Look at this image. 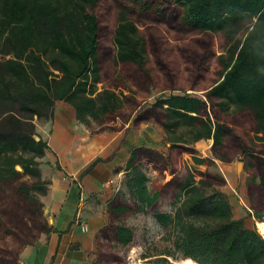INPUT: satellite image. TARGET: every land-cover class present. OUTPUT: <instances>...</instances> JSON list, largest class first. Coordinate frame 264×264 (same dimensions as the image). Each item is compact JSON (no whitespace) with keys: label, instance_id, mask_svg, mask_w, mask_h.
Instances as JSON below:
<instances>
[{"label":"trees","instance_id":"trees-1","mask_svg":"<svg viewBox=\"0 0 264 264\" xmlns=\"http://www.w3.org/2000/svg\"><path fill=\"white\" fill-rule=\"evenodd\" d=\"M103 3L106 13L115 9L110 28L101 0H0V195L11 190L0 208V264H20L24 247L52 230L36 196L49 185L37 125L51 120L55 101L70 105L92 135L151 122L167 144L165 153L130 148L129 198L118 191L107 202L92 264L126 263L136 242L126 220L136 215H150L162 231L145 247L144 264H264V236L234 216L225 179L180 164L182 153L211 164L192 147L200 140L212 141L222 162L242 155L248 207L264 224V0ZM215 35L224 43L218 56ZM166 171L171 179L150 194V176L162 180Z\"/></svg>","mask_w":264,"mask_h":264},{"label":"crops","instance_id":"crops-1","mask_svg":"<svg viewBox=\"0 0 264 264\" xmlns=\"http://www.w3.org/2000/svg\"><path fill=\"white\" fill-rule=\"evenodd\" d=\"M75 122L72 107L62 101H55L53 116L47 123L51 131L45 135L38 132L48 147L44 159L50 163L57 162L61 169L54 170L48 178V211L52 217V230L43 241L26 249L24 264L93 263L97 251L95 237L106 223L104 203L113 196L112 190L103 189L102 186L108 185L106 181L109 179L118 182L122 173L118 167L124 165L129 157V148L126 146H137L127 137L124 146H121L120 139L113 144L115 138L122 137L116 133L112 143H106L100 150L104 158L114 155L108 162L95 165L85 175H78L80 169L69 172L63 164L67 163V155L71 153ZM209 143L212 141L209 140ZM112 171H117L113 178L110 177ZM92 195L101 198L100 203H96ZM236 218H243L246 224L241 214ZM81 221L85 223L86 231H82Z\"/></svg>","mask_w":264,"mask_h":264},{"label":"rangeland","instance_id":"rangeland-1","mask_svg":"<svg viewBox=\"0 0 264 264\" xmlns=\"http://www.w3.org/2000/svg\"><path fill=\"white\" fill-rule=\"evenodd\" d=\"M103 1L105 0H101V6L99 7V11L102 13L105 12L104 9L105 3H103ZM103 15H104L103 22L106 25H108V27L110 28L115 19V9L111 7V9L107 13L105 12V14ZM166 35L168 36V34ZM214 49L216 56L220 55L224 51V43L220 35H215L214 37ZM216 63L217 61L216 59H214L211 63L210 70L216 67ZM182 77L183 76H180V79H182ZM97 87L98 89H101L102 85L98 84ZM188 93H194V92L189 90ZM158 94H159V89L153 90L151 93V97L148 99V101L152 102L154 97H156ZM47 123L48 122L37 125V133L40 132L43 135H45V133H49L51 131V127L49 124L47 125ZM127 126L128 125H126L124 129L118 132H103L101 134L92 135L81 124L75 122L74 130L72 133L73 141L71 143V149H70L71 153L67 155V159H68L67 163L63 164L65 170L69 172H73L80 169L78 175H85L86 173H89L94 168L95 165L97 164L103 165L106 162H108L109 159L114 155L104 158V153L101 152L100 150L101 147L104 146L106 143L111 142L112 137H115L116 133H120L122 137L120 136L121 138H115L112 141L113 144L118 142V140L120 139L121 146H124L125 143H127L125 141L126 137L129 140H133L135 143H137V146H131V147L126 146L127 148H129V150L132 147L144 146L159 150L164 153L167 151V144L163 142V131L157 125L151 122H142L137 127L130 126L128 128V131L126 130ZM192 147L195 149L196 155L198 157L210 159L211 164L195 165L191 159V155L187 153L181 154L180 164L183 166H189L199 171L207 170L213 174L221 175L226 182L225 185L221 188V190L230 197V201L233 206L234 216L237 217L239 214H241L245 218L246 227L258 229L257 222L252 217L247 202L245 186L247 180L249 179V175L246 173L247 163L245 161V158L242 155H236L232 159V161L222 162L213 156L211 151V144L209 143V140H200L194 143ZM97 160L98 162H96L89 170H87V168L94 161ZM238 162L242 163V167L239 172L236 171V164ZM124 165L118 167V169L122 171V173L120 174V178H118V182L109 179V181L106 182L112 181V183L109 185H103L102 188L112 190L113 196L118 191H121L124 195V198L128 199L129 196L124 186V172H123ZM56 169L58 170L61 169L60 166L57 164V162L50 163V161L48 160H44L43 162H41L42 179L45 182H49L48 179L49 175H51V173ZM116 172L117 171H112L110 177L111 178L115 177L117 175ZM171 177L172 174H170L168 171L165 172V178L162 180L156 179L153 175H151L148 183L149 193L153 194V191L159 192L164 186V184L171 179ZM20 181H25L27 183L32 182V180L29 179L28 177H23ZM10 193L11 190L9 186H5L3 193L0 195V208L7 201ZM36 196L43 205L42 207L43 220L47 223L48 226L52 227L51 226L52 223H50V219L52 220V217L48 211L49 210L48 190L44 196H40L37 193ZM92 196L94 197L96 203H100L99 199L101 198H99L96 195H92ZM111 198H109L104 203V213L106 215V222L108 220L107 212H106L107 202ZM0 218L2 222H6L5 218L2 217V214H0ZM126 221L129 225L133 226L136 229V239H135L136 242L135 245L130 249L125 264H144V260L141 259V255L145 253V247H147V245L151 243L159 241L162 237V231L155 224V222L152 220L150 215H146V216L136 215L135 217L128 218ZM5 235H6V231L4 230V226L0 224V238L4 237ZM44 239L45 236L40 234L32 245H27L24 247L23 251L20 254V259H21L20 264H24L23 258L25 251H27L26 249H30L32 246L40 243Z\"/></svg>","mask_w":264,"mask_h":264},{"label":"bare ground","instance_id":"bare-ground-1","mask_svg":"<svg viewBox=\"0 0 264 264\" xmlns=\"http://www.w3.org/2000/svg\"><path fill=\"white\" fill-rule=\"evenodd\" d=\"M257 227H258L260 233L262 235H264V224L257 222ZM174 264H196V263H194L193 261H191L189 259H184V260L176 261Z\"/></svg>","mask_w":264,"mask_h":264},{"label":"water","instance_id":"water-1","mask_svg":"<svg viewBox=\"0 0 264 264\" xmlns=\"http://www.w3.org/2000/svg\"><path fill=\"white\" fill-rule=\"evenodd\" d=\"M33 138H34L35 141H39L40 140L39 137H37V136H34ZM241 167H242V163L241 162H238L236 164V171L239 172L241 170ZM16 170L19 171L20 168L19 167H16ZM50 223H52V220L51 219H50Z\"/></svg>","mask_w":264,"mask_h":264},{"label":"built area","instance_id":"built-area-1","mask_svg":"<svg viewBox=\"0 0 264 264\" xmlns=\"http://www.w3.org/2000/svg\"><path fill=\"white\" fill-rule=\"evenodd\" d=\"M112 183V181H110V182H108V185L109 184H111ZM80 225H81V229H82V231H86L87 229H86V225H85V223L84 222H80Z\"/></svg>","mask_w":264,"mask_h":264}]
</instances>
